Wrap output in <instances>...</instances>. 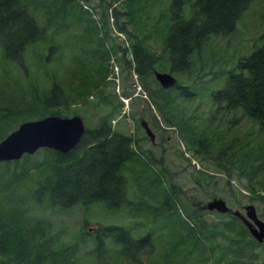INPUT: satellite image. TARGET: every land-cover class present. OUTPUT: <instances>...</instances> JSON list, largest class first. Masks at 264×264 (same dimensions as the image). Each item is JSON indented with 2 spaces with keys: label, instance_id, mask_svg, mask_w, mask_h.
<instances>
[{
  "label": "rangeland",
  "instance_id": "obj_1",
  "mask_svg": "<svg viewBox=\"0 0 264 264\" xmlns=\"http://www.w3.org/2000/svg\"><path fill=\"white\" fill-rule=\"evenodd\" d=\"M124 1L126 0H75L76 7H65L63 12L51 17L54 0H21L29 14L35 18L36 24L44 28V41L27 45L19 64H9L2 60L0 49V103L13 96L17 100L23 98L26 106L22 110L31 115L23 119L34 120L44 112L28 105L29 93L44 95L52 77L69 98L82 97L80 101L70 102L67 106L56 109L61 117L78 116L86 129L97 127L103 118L108 117L112 131L130 137L137 155L141 157L135 166L130 164L124 169L128 178L126 198L135 204L129 207L111 211L101 203H93L88 207L74 206L61 210L36 208L25 198L23 192L20 195V200L16 203L23 205L22 208L26 207L25 216H28V220L36 218L47 229L49 237L54 236L56 242L73 247L77 257L76 264L94 263L93 234L99 227H123L130 230L133 238L150 230L152 234L162 231L161 218H155L150 209L160 201L162 184L170 197H182L192 215L198 207L213 198H219L231 211L239 213H243V206H253L257 218L264 222V209L241 197L245 192L242 187L248 183V179L251 183L264 182V130L258 131L249 121L240 118L233 125L222 120V124L206 129L205 134L211 139H217L229 151L237 167L244 168V175L237 177L234 172L227 186V178L222 172L215 171L192 153V144L202 136V129H205L201 125L203 120L210 123L211 112L206 95L222 86L225 75L234 69L238 58L248 55L260 45V35L264 31V0H253L250 3L231 34L210 38L200 53L190 58L187 72L179 75L168 73L164 58L154 68L153 72L170 74L175 83L188 87L193 95L191 99H186L170 90L172 105L169 111H165L166 118L152 108L147 93L134 74L127 68H122L120 54L108 52L107 48L111 44L113 49L117 48L115 51L127 49L130 38L125 34L140 38L137 29L143 25L146 46L150 52L161 56L159 36L166 20L159 14L166 11L170 0ZM146 1L151 2L150 6L153 7L149 8ZM137 8L140 10H136ZM129 9L133 11L132 23L135 28L127 24L130 16L126 13ZM99 19L100 24L105 25V28L107 26V29L94 27L95 24L98 25ZM115 22L118 27L124 26L125 34L118 32ZM104 32L106 37L103 36ZM48 53L51 54L50 57ZM153 82L154 85H150V88L159 86L154 78ZM3 106L5 108L0 107V110L12 112L7 105ZM15 115L16 112L8 118V124H12L11 127L14 128L21 123L13 122ZM140 122L146 123L152 134V141L141 128ZM42 151L39 149L27 156L36 161L43 156ZM16 167H20V164ZM2 168L4 166L0 164V169ZM2 171L0 170V174ZM201 174L209 185L205 186ZM31 188L32 185L26 186V189ZM259 194L263 195L261 192ZM0 205L6 209L10 205V199H4ZM140 207L143 210H139ZM9 209L12 212L10 206ZM230 217L206 211L200 215L196 212L194 219L215 223L228 221ZM187 223L191 229V220ZM194 233L202 237L197 229ZM74 245H77V250ZM164 245L161 242L159 246ZM206 246H209L208 242ZM104 248L105 254L101 257L100 264L118 263L119 260L113 263L112 259L119 246L106 240ZM217 254L215 250H210L207 261L192 260L190 264H214L212 259ZM253 255L257 258L250 256V261L256 264L264 262L263 243L254 248ZM138 256L136 261L139 264L151 261V257L145 256V253ZM152 259L158 260V257L154 255ZM124 264L135 263L126 261Z\"/></svg>",
  "mask_w": 264,
  "mask_h": 264
},
{
  "label": "trees",
  "instance_id": "obj_2",
  "mask_svg": "<svg viewBox=\"0 0 264 264\" xmlns=\"http://www.w3.org/2000/svg\"><path fill=\"white\" fill-rule=\"evenodd\" d=\"M252 1L170 0L166 11L159 14L166 20L159 36L161 56L150 52L146 46L143 25L137 29L141 37L136 38L133 34H125L124 26L118 27L116 22L118 32L130 38L129 45L123 51H115L117 48L113 49L109 44L107 51L120 54L122 68H127L134 74L147 93L152 108L166 118L165 111H169L172 105L170 90L186 99H191L193 95L188 87L177 83L168 89L159 86L150 88V85H154V68L164 58L168 73L179 75L187 72L190 58L199 54L210 38L231 34ZM146 3L149 8L153 7L150 6L151 2ZM65 7H76L75 0H54V10L50 16L55 17ZM126 14L130 16L127 24L135 28L132 23L133 11L129 9ZM94 27L107 29V26L105 28V25L100 24V19ZM43 35L44 28L36 24L35 18L29 14L21 0H0L2 60L9 64L21 63L26 52L23 51L24 48L32 43L43 42ZM103 36H107L105 32ZM50 56L48 53V57ZM49 83L44 95L29 93L28 105L44 112L36 119L46 115H60L56 109L82 100L81 96L69 98L52 77ZM206 98L211 112L210 123L203 120L201 125L205 129H202V136L192 144V153L215 171L222 172L227 178V186L234 172L237 177L244 175V168L237 167L229 151L217 139H211L205 133L206 129L222 124V120L233 125L239 118L246 119L260 132L264 130V31L260 35V45L248 55L238 58L234 69L225 75L222 86L207 94ZM22 99L17 100L13 96L6 102L1 101L0 107L5 108V104L12 112L0 110V141L7 132L14 129L12 124H8L9 115L16 112L14 123L29 120L23 119L26 116L31 117L22 110L26 106ZM2 126L5 129L2 130ZM133 145L130 137L112 131L110 120L106 117L97 127L85 129L77 145L65 154L42 149L43 156L39 160L23 156L16 162L0 163L4 166V169H0L3 170L0 174V204L4 199H10L9 206L12 210L11 212L9 206L4 209L0 205V264H76L74 248L56 242L54 236L49 237L47 229L36 218L28 220V216H25L26 207L22 208L23 205L16 202H19L23 192L25 198L36 208L61 210L101 203L105 209L116 211L135 205L126 198L128 178L124 174L127 165L135 166L141 158ZM17 164L20 167L17 168ZM201 176L205 186L209 185L205 176ZM28 184L33 188L26 189ZM163 186L162 184L160 201L150 207L153 216L161 218L162 231L152 234L150 230L133 238L130 230L123 227H99L93 234V264H100L101 257L105 254L106 240L119 246L112 259L113 263L119 260L116 264H124L126 261L139 264L136 259L143 253L151 257L148 264H190L192 260L205 262L210 250L218 253L212 259L214 264H256L249 257L257 258L253 255V250L260 245L255 243L240 222L233 217L228 221L215 223L195 220L196 212L200 215L206 211L198 207L192 215L182 197H170ZM242 188L245 192L241 197L246 202L255 203L264 209V182L251 183L248 179V183ZM138 209L143 210V207ZM188 220H191V229ZM195 229L202 237L194 233ZM161 242L165 245L159 246ZM74 247L77 250V245ZM154 255L158 260L152 259Z\"/></svg>",
  "mask_w": 264,
  "mask_h": 264
},
{
  "label": "water",
  "instance_id": "obj_3",
  "mask_svg": "<svg viewBox=\"0 0 264 264\" xmlns=\"http://www.w3.org/2000/svg\"><path fill=\"white\" fill-rule=\"evenodd\" d=\"M153 77L163 89L175 84L174 79L166 73L153 72ZM140 126L152 141V134L146 124L140 122ZM83 133L84 125L77 116L47 115L40 119L24 121L0 141V163L17 161L23 155L34 154L38 149L65 154L77 145ZM200 209L220 215L229 211L225 202L219 198L211 199ZM242 211L243 213L231 211V216L241 223L256 243L264 244V222L257 218L253 206L246 205Z\"/></svg>",
  "mask_w": 264,
  "mask_h": 264
}]
</instances>
